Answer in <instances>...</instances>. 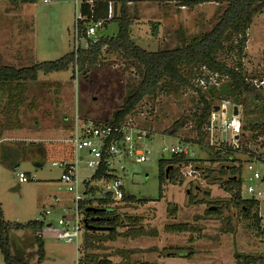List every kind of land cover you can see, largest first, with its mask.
I'll list each match as a JSON object with an SVG mask.
<instances>
[{"label": "rangeland", "instance_id": "374dc122", "mask_svg": "<svg viewBox=\"0 0 264 264\" xmlns=\"http://www.w3.org/2000/svg\"><path fill=\"white\" fill-rule=\"evenodd\" d=\"M131 2L132 5L128 6L133 17L131 37L137 45L150 51L190 43L212 28L225 6L220 0L193 7L179 6L178 0ZM75 17V0H0V61L20 67L60 58L73 48ZM117 30V23L110 20L96 28L95 36H113ZM246 33L245 72L264 78V10L253 16ZM224 57V53L220 54L221 59ZM138 81L137 72L122 56L103 53L97 68L86 74L74 75L72 67L63 71L39 72L35 81L21 83V86L11 83L12 92L8 89L0 91V204L3 220L8 224L10 250L16 258L30 264H80L82 239L78 250L74 243L54 239L49 234L38 242L33 227L26 223L46 209L51 213L45 219L55 221L63 207L73 204L72 194L59 181L61 169L58 162L68 158L69 153L58 142V138L64 135L61 121H72L78 115L110 122L128 88ZM201 90L205 89L201 87ZM215 95L213 102L221 101L218 94ZM198 105L199 97L194 90L163 91L153 98L144 97L136 111L127 117L137 129L132 132L135 142L141 149H148L149 155L144 162L135 161L134 157L124 159L125 168L119 171L123 190L126 194L149 200L130 205L113 201L111 206L119 214V220L122 219L119 231L130 226L125 220L130 217L139 219L145 229H155L157 235L119 236L112 241L96 242L89 251L111 260L112 264H137L140 261L234 264L235 252L264 256V238L257 236L250 221L229 203L231 194L218 184H208L199 170L182 175V184L164 185L163 195L158 197V160L171 156L170 152L162 150L163 146L173 144L177 136L188 141L194 157L208 158L211 155L209 148L191 142L197 135L190 116ZM227 107L230 114V105ZM239 115L244 126L239 137L216 133L214 142L219 144L224 138L234 145L244 142L248 148L261 152L262 147L255 140L251 125L264 123V95L258 100L253 96L246 97ZM185 116L188 120L174 136L164 132L175 120ZM138 131L142 133L140 136H137ZM37 144L46 146L45 155L37 150ZM205 164L215 166L208 161ZM79 170L82 179L92 173L84 162L79 164ZM17 171L27 173L30 179L19 181ZM246 176L247 171L243 168L242 181ZM90 185L99 197L106 182L91 180ZM188 189L198 198H205V202L189 204ZM204 191L209 192L208 198L204 197ZM243 195L249 198L247 193L243 192ZM208 201L223 203L222 217H204ZM174 206L176 211L172 210ZM65 212L66 215L69 213ZM258 213L262 218L261 228H264V197L258 199ZM228 222L234 231L224 230ZM182 223H187L189 228L183 231L168 229L172 224ZM17 225L20 226L15 227ZM40 243L43 246L41 259ZM139 247L154 249L128 255L119 252L122 248ZM190 250L194 252L189 253ZM0 264H5L1 248Z\"/></svg>", "mask_w": 264, "mask_h": 264}, {"label": "trees", "instance_id": "16d2710c", "mask_svg": "<svg viewBox=\"0 0 264 264\" xmlns=\"http://www.w3.org/2000/svg\"><path fill=\"white\" fill-rule=\"evenodd\" d=\"M11 1L16 2L17 0ZM20 1L34 2L36 0ZM92 1L93 12H90L88 3H83L81 6V12L86 17L79 22L82 34L85 33V28L91 21L102 19L104 23L110 20L117 23L118 30L115 35L98 37L97 41L90 44L89 47L79 49L76 56L71 49L58 59L41 61L29 66L16 67L0 61V91L8 89L12 92L13 87L11 88L9 85L11 83L21 86V83L35 81L39 72L63 71L69 69V67L74 68L76 66L81 74H86L97 68L103 53L119 54L128 66L135 69L139 76V81L128 88L121 106L113 111L111 123H120L127 116L133 114L144 97L153 98L160 92H177L182 88L196 91L199 97V105L192 112L190 119L193 121L197 138L191 142L201 148H209L211 155L208 158H196L183 154H171L169 158H160L158 160V197L163 195L164 185L169 183L182 184L184 178L180 168L191 164L194 169L201 172L202 178L208 184H218L224 191L231 194L229 203H232L243 217L250 221L255 234L264 238V228H261L262 218L258 213V200L241 197L244 164L253 160L254 154L247 153L249 150L244 142L239 144L238 147L230 144L210 145L206 139L207 131L204 129L214 107L213 100L216 93L220 100H229L240 109L244 105L246 97L253 96L258 100L264 95V90L255 87L248 81L258 76L247 74L243 65L244 49L248 39L246 31L252 23L253 16L264 10V0H220L225 3V6L210 30L193 38L190 43L153 51L140 47L131 37L133 17L128 7L130 0ZM209 1L211 0H178L179 6L184 7H193ZM109 3L112 4V15L110 18L107 17ZM222 53L225 55V60L220 58ZM229 59H231V62H228ZM206 71L217 74L218 85H208L202 91L194 80L197 77H204L208 81V74H204ZM187 120L188 117L186 116L178 118L164 132L174 136ZM251 128L259 134L264 133V123H253ZM253 136L256 138L257 134H253ZM185 143L188 144V141ZM37 145L39 146L38 148H42L40 144ZM240 155L247 157L246 160H243ZM15 158L18 159V155ZM207 161L215 166H206L205 163ZM166 170L168 171L166 172ZM114 177L113 173L107 172L105 166H102L91 176V180L101 178L109 180ZM188 191L189 204L205 202V198H198L196 194L191 192V189H188ZM85 193L87 197L80 203V206L88 208L84 218L83 244L81 243L83 245V255L80 256V264H112L111 260L100 258L98 253L89 251V248L93 247L96 242L112 241L119 236L135 238L157 235L155 229H145L140 225L139 219L133 220L130 217L125 218L130 226L125 230L119 231L118 227L122 225L120 223L122 219L119 220V214L111 206L114 201L111 196L106 193L105 196L100 195L97 197L95 188L90 185V180L85 181ZM204 195V197L208 198L209 192L204 191ZM148 200L147 198H137L124 192L123 197L118 201L130 205L146 203ZM214 202L208 201L204 213L205 218L222 217L221 209L223 203L215 202L214 204ZM172 210L176 211V206ZM227 224V228H224V230L230 229L234 231L230 222ZM26 225L32 226L35 231L42 227L43 222L30 220ZM26 225H23V227ZM188 228L187 223L172 224L168 227L169 230L174 231H183ZM7 229L8 224L3 220L0 204V248L5 264H30L27 261L16 258L11 253ZM36 238L38 242L42 239ZM39 245V258L41 259L43 246L41 243ZM149 249L154 248H122L119 252L128 255L134 252L149 251ZM193 252V250L189 251V253ZM234 257V264H264V256L262 255L235 252ZM137 264L155 263L140 261Z\"/></svg>", "mask_w": 264, "mask_h": 264}, {"label": "built area", "instance_id": "2783aa9c", "mask_svg": "<svg viewBox=\"0 0 264 264\" xmlns=\"http://www.w3.org/2000/svg\"><path fill=\"white\" fill-rule=\"evenodd\" d=\"M44 2L48 0H43ZM83 3L90 5V12H93L92 0H75V22H74V40L72 50L77 54L81 48H87L90 44L97 41L98 37L95 36L96 28L104 23V20L98 19L91 21L85 28V33L82 34L79 28V22L86 17L81 12ZM112 15V4L108 5L107 17ZM74 75L79 74L77 67L73 68ZM208 74V81L204 77H197L195 80L199 87L206 88L208 85H218L217 74L204 72ZM250 81L255 87L264 90V78H251ZM230 105V114L227 112ZM218 106L215 110L214 107ZM214 107L209 115L208 121L204 127L207 131L206 139L210 145L230 144L238 147L239 144L228 142L225 138L220 140L219 144L214 142L216 133L221 135H231L238 138L242 132L243 125L240 122L239 107L235 106L229 100H221L214 103ZM238 109V113L234 114V108ZM128 117V116H127ZM126 117L120 123H111L109 121H98L86 118H81L78 115L73 117V124L70 134L61 139L68 147V158L62 159L58 162L61 169L59 181L65 187L67 192L72 194V205L63 208L61 214L55 221L46 220L45 216L51 213L50 209L44 210L36 221L43 222L41 228L35 230V236L42 238L46 234L54 239L63 240L67 243H74L76 249H79L83 231L85 227V212L88 208L80 206V203L87 197L85 193V181L90 180L91 176L99 170L100 167L105 166L106 171L113 173V179L106 180L104 178L96 179L106 182L102 196L106 193L111 196L114 201H118L123 197V185L119 171L124 170L125 158H133L135 161L144 162L149 155L148 149H141L135 142L133 130L136 129L130 119ZM137 130V129H136ZM139 134V135H138ZM142 133L138 131L137 136ZM255 140L259 142V147L262 151L258 152L255 148L247 146L249 150L247 153H253L254 159L244 164L247 171L245 180L241 185V197L245 198L243 192L247 193L249 198L259 199L264 197V134H259L257 131ZM147 135V134H146ZM170 146H163V151H168L171 154H183L193 157L189 145L182 141L179 137ZM84 162L87 169H91L92 173L84 179L80 176L79 164ZM55 164V162H53ZM181 174L184 176L186 173L191 175L196 170L191 164L184 165L180 168ZM16 176L19 181L25 182L30 179V176L23 171H17ZM58 200V198H55ZM69 213L66 215L65 211Z\"/></svg>", "mask_w": 264, "mask_h": 264}, {"label": "crops", "instance_id": "0c3cea01", "mask_svg": "<svg viewBox=\"0 0 264 264\" xmlns=\"http://www.w3.org/2000/svg\"><path fill=\"white\" fill-rule=\"evenodd\" d=\"M131 1H132V0H130V1L128 2V6H129V5H132L133 2H131ZM131 32H132V28H131ZM72 124H73V121H66V120H63V121H61V123H60L61 127L64 128V131L61 132V133H64V135H63L62 137L58 138V142H60V144L62 145V147H66L67 149H68L67 145H66L65 143L61 142V139L67 137V136L70 134L71 129H72ZM66 132H67V134H66ZM40 147H42V148H37V150L43 152L44 155H45V154H46V149H47L46 146H40ZM67 207H68V206H67ZM67 207H66V208H67ZM63 208H65V207H63ZM63 208H62V209H63ZM139 248H140V247H139Z\"/></svg>", "mask_w": 264, "mask_h": 264}, {"label": "water", "instance_id": "95a60500", "mask_svg": "<svg viewBox=\"0 0 264 264\" xmlns=\"http://www.w3.org/2000/svg\"><path fill=\"white\" fill-rule=\"evenodd\" d=\"M214 109L217 110V109H218V106H215ZM234 114H237V108H236V107L234 108ZM138 135H139V134H138ZM167 171H168V170H166V172H167ZM94 210H96V209H94Z\"/></svg>", "mask_w": 264, "mask_h": 264}]
</instances>
